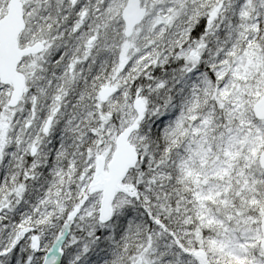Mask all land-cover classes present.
Returning <instances> with one entry per match:
<instances>
[{
  "label": "snow or ice",
  "instance_id": "6c2138e0",
  "mask_svg": "<svg viewBox=\"0 0 264 264\" xmlns=\"http://www.w3.org/2000/svg\"><path fill=\"white\" fill-rule=\"evenodd\" d=\"M0 264H264V0H0Z\"/></svg>",
  "mask_w": 264,
  "mask_h": 264
}]
</instances>
